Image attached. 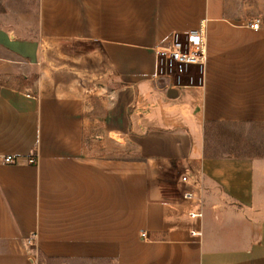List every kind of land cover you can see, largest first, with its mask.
Here are the masks:
<instances>
[{
  "label": "crops",
  "instance_id": "1",
  "mask_svg": "<svg viewBox=\"0 0 264 264\" xmlns=\"http://www.w3.org/2000/svg\"><path fill=\"white\" fill-rule=\"evenodd\" d=\"M228 1L38 0L35 35L0 26V69L39 70L34 89L0 81V264H264L258 162L204 140L264 124V23ZM201 24L202 84H161L154 49ZM115 138L137 159L86 148Z\"/></svg>",
  "mask_w": 264,
  "mask_h": 264
},
{
  "label": "rangeland",
  "instance_id": "2",
  "mask_svg": "<svg viewBox=\"0 0 264 264\" xmlns=\"http://www.w3.org/2000/svg\"><path fill=\"white\" fill-rule=\"evenodd\" d=\"M229 8H233L238 15L245 19H256L264 23V0H229ZM37 9L38 0H0V26L14 27L22 37L37 33ZM259 21V22H260ZM260 24V23H259ZM60 48L56 50L59 52ZM9 65L0 69V81L12 86H25L34 89V74L28 76L27 81L22 82L20 73L23 67ZM234 137L222 138L219 142L213 138L209 141V147L217 155L245 156L258 162L255 166V181L258 186L264 181V124H242L231 127ZM86 148L96 156L110 158L137 159L134 148L124 145L115 139H103L95 142H86Z\"/></svg>",
  "mask_w": 264,
  "mask_h": 264
},
{
  "label": "built area",
  "instance_id": "3",
  "mask_svg": "<svg viewBox=\"0 0 264 264\" xmlns=\"http://www.w3.org/2000/svg\"><path fill=\"white\" fill-rule=\"evenodd\" d=\"M252 30L259 28V21L255 20L250 24ZM156 57V71L154 78L162 81L167 87H187L200 86L202 84L203 68L207 62L206 33L201 24L198 29L189 30L183 34L172 33L168 44L157 46L154 49ZM15 159L12 156H6L4 163L12 164ZM30 164L35 162L34 158L28 159ZM180 183L193 187L194 190L184 191L182 197L192 203H202V188L190 181L187 176L180 177ZM189 218H202L203 214L199 212H189ZM192 236H200V232H191ZM141 238H146V232L140 233ZM35 236L33 235V238ZM27 243H30L28 240Z\"/></svg>",
  "mask_w": 264,
  "mask_h": 264
},
{
  "label": "trees",
  "instance_id": "4",
  "mask_svg": "<svg viewBox=\"0 0 264 264\" xmlns=\"http://www.w3.org/2000/svg\"><path fill=\"white\" fill-rule=\"evenodd\" d=\"M242 124H225V123H218V122H206L204 124V140L209 144V141L213 138H215L218 142L222 139V138H232L234 137V140L236 142L239 141V138L237 137L235 139V134L233 132V130L231 129V127L234 126H239ZM207 148L214 150L213 148L209 147V145L207 146ZM227 157H231L229 155H226ZM236 157H245V156H236ZM38 261H41V256L40 254H38Z\"/></svg>",
  "mask_w": 264,
  "mask_h": 264
},
{
  "label": "water",
  "instance_id": "5",
  "mask_svg": "<svg viewBox=\"0 0 264 264\" xmlns=\"http://www.w3.org/2000/svg\"><path fill=\"white\" fill-rule=\"evenodd\" d=\"M160 83L162 84L163 82H162V81H160Z\"/></svg>",
  "mask_w": 264,
  "mask_h": 264
}]
</instances>
